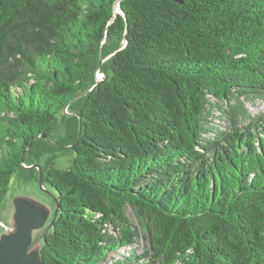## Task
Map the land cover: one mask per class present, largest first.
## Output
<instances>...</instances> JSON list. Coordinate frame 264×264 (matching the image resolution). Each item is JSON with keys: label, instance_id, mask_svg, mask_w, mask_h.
Returning <instances> with one entry per match:
<instances>
[{"label": "trees", "instance_id": "obj_1", "mask_svg": "<svg viewBox=\"0 0 264 264\" xmlns=\"http://www.w3.org/2000/svg\"><path fill=\"white\" fill-rule=\"evenodd\" d=\"M253 98L264 0H0V206L40 168L58 204L43 264H264Z\"/></svg>", "mask_w": 264, "mask_h": 264}, {"label": "water", "instance_id": "obj_2", "mask_svg": "<svg viewBox=\"0 0 264 264\" xmlns=\"http://www.w3.org/2000/svg\"><path fill=\"white\" fill-rule=\"evenodd\" d=\"M41 137L44 138V135ZM25 153L26 150L22 152V157ZM36 168L38 170L37 183L39 188L43 189L41 171L39 167ZM53 200L55 208L48 221L50 211L46 207L27 198L13 199L11 228L0 235V264H43L40 258L41 243L52 229L58 213L57 199L53 197ZM35 232L38 233L35 235Z\"/></svg>", "mask_w": 264, "mask_h": 264}, {"label": "rangeland", "instance_id": "obj_3", "mask_svg": "<svg viewBox=\"0 0 264 264\" xmlns=\"http://www.w3.org/2000/svg\"><path fill=\"white\" fill-rule=\"evenodd\" d=\"M96 78L101 81L104 79V76L102 73L98 72L96 73ZM241 102L250 116L264 115V100L253 98L250 102L245 101L244 99L241 100ZM230 104L235 105L236 102L234 100H231ZM220 107L222 108V110L215 106L213 109H211L209 115L207 116V122L215 132L229 130L228 115L225 112H222L227 107ZM64 112H67V110L64 109ZM211 136L212 135L210 134L208 137L212 138ZM71 159L72 154L58 152L56 153L54 163L57 167L66 168L70 165ZM27 168L29 169L30 167ZM17 197L33 200L34 202H37L46 207L50 211V217L48 221L52 216L53 210L55 208V203L53 200V197H55V192L49 185L44 184L43 189H40L37 182L21 183L12 179L9 183L6 199L0 206V235L7 232V230L11 228L13 215L12 201ZM126 215L132 225L137 228L139 226L138 220L129 207L126 208ZM37 233L38 232H35V235ZM144 246L145 245L143 242L136 241L135 244L130 247V249L120 250L111 254L107 258V261L111 263L114 260L121 258L122 256L130 254V252L132 251L135 253V255H140L141 253H143Z\"/></svg>", "mask_w": 264, "mask_h": 264}]
</instances>
